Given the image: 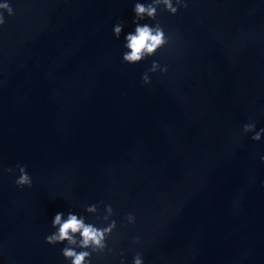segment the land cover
<instances>
[{"label":"water","instance_id":"95a60500","mask_svg":"<svg viewBox=\"0 0 264 264\" xmlns=\"http://www.w3.org/2000/svg\"><path fill=\"white\" fill-rule=\"evenodd\" d=\"M135 0H11L0 28V264H68L51 219L111 204L112 253L145 264H264V0H189L129 65ZM149 23H152L149 21ZM152 60L165 74L142 75ZM27 165L31 188L4 171ZM102 202V203H101ZM132 213L135 224L126 225ZM126 225V226H125ZM139 244H133L134 237Z\"/></svg>","mask_w":264,"mask_h":264},{"label":"clouds","instance_id":"9594fccd","mask_svg":"<svg viewBox=\"0 0 264 264\" xmlns=\"http://www.w3.org/2000/svg\"><path fill=\"white\" fill-rule=\"evenodd\" d=\"M188 4L189 0H135L132 7L133 29L125 33L124 22H117L112 28L116 39L123 35V62L135 65L154 57L161 49L168 47L174 39V34L166 31L157 20V16L161 11L175 16L181 8H187ZM14 15L15 9L11 0H0V28L5 25L7 17ZM167 71V65L152 60L151 66L141 77L142 82L149 85L150 74L157 72L165 74ZM242 132L250 134V139L254 142L264 141V127L257 128L255 121L244 123ZM260 160L264 161V155L260 156ZM4 171L15 175L14 183L18 188L33 186V178L27 170V165L17 164L15 168H7ZM114 215L111 204H105L103 211L97 203L85 205L83 212H76L71 208L67 211H58L51 219L53 231L45 236V243L52 246L62 245L60 252L68 264H93L94 254L101 255L113 251L109 247V238L117 229ZM135 222V215L129 213L126 216V225ZM132 243L139 244L140 237H134ZM118 255L119 264H129L123 250ZM130 264H145L143 253L137 251L132 256Z\"/></svg>","mask_w":264,"mask_h":264}]
</instances>
